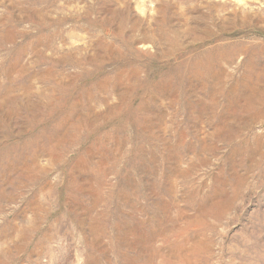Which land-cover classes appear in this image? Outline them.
I'll return each mask as SVG.
<instances>
[{
  "label": "rangeland",
  "instance_id": "374dc122",
  "mask_svg": "<svg viewBox=\"0 0 264 264\" xmlns=\"http://www.w3.org/2000/svg\"><path fill=\"white\" fill-rule=\"evenodd\" d=\"M0 264H264V0H0Z\"/></svg>",
  "mask_w": 264,
  "mask_h": 264
}]
</instances>
